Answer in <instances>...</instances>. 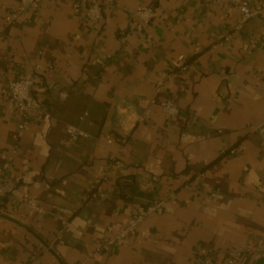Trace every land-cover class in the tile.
<instances>
[{"label":"crops","instance_id":"0c3cea01","mask_svg":"<svg viewBox=\"0 0 264 264\" xmlns=\"http://www.w3.org/2000/svg\"><path fill=\"white\" fill-rule=\"evenodd\" d=\"M92 1L100 21L74 8ZM246 1L261 12L236 30L228 1L43 0L7 25L17 0H0V156H11L0 264H227L248 240L264 242V0ZM140 4L157 12L143 32ZM221 34L231 40L212 50ZM181 55L187 70L175 72ZM29 73L50 118L34 114L17 141L21 118L3 90ZM163 73L172 76L157 92ZM162 99L179 114L155 105L140 121L143 104ZM69 125L89 137L70 143ZM169 194L134 237L103 249ZM30 197L44 213L28 215Z\"/></svg>","mask_w":264,"mask_h":264},{"label":"built area","instance_id":"2783aa9c","mask_svg":"<svg viewBox=\"0 0 264 264\" xmlns=\"http://www.w3.org/2000/svg\"><path fill=\"white\" fill-rule=\"evenodd\" d=\"M43 0H17L15 7L6 16V24L12 25L18 22L21 17L28 11L38 10ZM154 1V0H150ZM228 1L236 6L240 10V17L236 25V30H240L241 27L252 17L258 15L261 12V8L255 10L251 9L246 0H219ZM74 8L80 10L85 17L90 21H100L103 18V7L101 3L92 1L90 3H75ZM157 16V12L153 6L147 4H140L134 11V17L137 21V31L143 32L146 27ZM2 30L0 29V34ZM231 40L230 34H221L216 36L214 43L211 44L212 50L222 49ZM203 50V46L200 43L195 45V53H200ZM175 72H184L187 70L188 64L185 56L181 55L173 62ZM172 74H162L157 82V92L163 89L168 80L171 79ZM36 76L32 73L24 74L16 77L12 80L8 86L3 90V93L10 98L15 106L18 114L20 115L21 122L18 125L17 133L15 134V140H19L23 137L26 128L31 123L34 114H39L44 119H49L50 115L42 104L35 99L31 94V89L34 86ZM143 104V102H142ZM158 106L163 115L167 119H172L179 114V108L177 104L170 99H162L159 102L155 100L146 101L143 104V114L140 117V121L145 122L150 118L152 114V106ZM67 138L70 143L76 142L80 138H88L89 135L86 131L81 130L75 125H69L67 127ZM107 143L112 144L113 139L107 138ZM127 145V140L122 139V149ZM17 147V146H16ZM239 149H242L240 147ZM238 149L234 148L230 150V154L234 155ZM11 156L2 154L0 156V198L6 195V187L3 182V174L8 169ZM108 167L102 170L100 179L105 176ZM175 194H169L164 199L155 201L141 210L137 215L132 217L123 226V228L113 237L108 239L103 245L104 250L115 244L118 241L125 240L134 237L139 229L140 225L152 214L158 210L163 209L171 200L175 199ZM28 215L34 216L36 214L44 213V208L40 204L36 197H30L28 201ZM75 225L74 222H64V226ZM243 256H248L254 260H259L264 256V242L248 240V242L238 250H236L233 256L227 261V264H239Z\"/></svg>","mask_w":264,"mask_h":264}]
</instances>
